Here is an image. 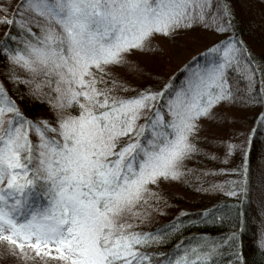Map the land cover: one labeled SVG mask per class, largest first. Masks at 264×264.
Instances as JSON below:
<instances>
[{
    "label": "snow or ice",
    "instance_id": "snow-or-ice-1",
    "mask_svg": "<svg viewBox=\"0 0 264 264\" xmlns=\"http://www.w3.org/2000/svg\"><path fill=\"white\" fill-rule=\"evenodd\" d=\"M252 2L0 3V256L11 264H218L228 248V264H247L235 223L216 236L184 231L238 213L242 228L237 203L255 195L264 204V171L253 180L247 159L264 124V46L253 50L237 16L238 5ZM194 29L216 38L166 78L130 59L163 52L153 37L176 43ZM17 90L19 102L10 94ZM29 101L46 104L49 115L21 106ZM233 107L256 109L239 143L214 132L234 122ZM217 140L225 160L241 149L242 168L198 167L199 157L220 159L201 146ZM224 172L242 174L204 179ZM172 184L235 202L195 214L180 209L161 224L155 217L175 206L165 188ZM261 237L264 257V231Z\"/></svg>",
    "mask_w": 264,
    "mask_h": 264
},
{
    "label": "trees",
    "instance_id": "trees-1",
    "mask_svg": "<svg viewBox=\"0 0 264 264\" xmlns=\"http://www.w3.org/2000/svg\"><path fill=\"white\" fill-rule=\"evenodd\" d=\"M258 2V1H257ZM252 2L254 6L253 19L248 21V18L244 16L241 6H237V16L240 19V27L245 33V39H248L253 46V50L256 52L260 51V48L264 46V40L261 39V29L264 28V4ZM16 0H9L7 5H14ZM4 26L0 25V37L3 36ZM251 32V37L248 33ZM216 37L208 32H205L201 29H194L192 32L183 33L176 37V43L166 40L162 37H153L152 44L153 46H158L163 50V52L157 51L155 53L137 51L135 52L130 59L139 63L144 69L147 70L150 74H159L160 78H166L175 72L182 63L189 59L191 56L195 55L198 51H201L204 44L207 41L215 39ZM179 53V58L174 57V52ZM121 75H125L126 78L132 82L137 83L133 76L126 75L124 69H118ZM2 72V69H0ZM3 79V76L0 75V80ZM5 87L10 89L12 85L7 81H4ZM22 88V86H20ZM10 94L13 98L17 99L19 102L21 97L20 91H10ZM26 107L27 111L34 113L39 116H48V108L46 104L32 103L28 102L27 105H21ZM230 113L234 115V122H225L218 129L222 133L215 132V135L223 140H228L229 138L237 143H239L241 137L248 135V128L253 124L254 117L256 115L255 108H246V107H233L228 109ZM242 133V136H237L236 133ZM248 132V133H247ZM205 147L208 151L216 153L219 160H208L204 157H199L202 161L198 167H208L215 169H230V168H242L243 167V158L242 151H234L227 160L224 159L225 151L223 148L225 145L221 140L215 141L210 145H201ZM241 150L240 148H237ZM248 166L251 169V174L253 180L258 176V169L262 162H264V124H257L256 129L253 133L250 147L248 148ZM242 160V165L240 161ZM194 163V162H190ZM224 165V166H223ZM228 172H224L226 174ZM218 175V176H222ZM204 178L206 180L214 182L216 177L214 175H207ZM226 178V177H225ZM191 183L194 182L191 180ZM179 191H181L186 200L179 199L176 200L173 198L170 192L167 191V195L172 200L174 207L167 209L168 215H162L155 217V221L158 223H166L173 216H175L180 209H184L189 213L195 214L199 212L204 207H210L213 203L217 201H223L222 207H227L229 203H234L235 198L227 197L223 194L217 193L215 195H202L199 197V193L189 190L179 184H177ZM255 188L256 185L253 184ZM193 192V193H191ZM183 196V195H182ZM237 208L242 211L243 227H240L239 224V213L236 217L226 218L218 223H203L197 226H189L185 228L184 236L187 237L189 234L195 233H209L213 236L218 234H226L233 230V224H236L237 229L240 231L239 240H240V249L241 255L246 258L247 264H264V257L261 255V250L258 248V240L261 238L260 235V220L262 217L261 213V202L260 200L253 195L250 199H247L243 202L237 203ZM194 218V216L192 217ZM155 227V223L153 224ZM231 259V252L228 248L224 249L223 254L218 257V264H228V261Z\"/></svg>",
    "mask_w": 264,
    "mask_h": 264
},
{
    "label": "rangeland",
    "instance_id": "rangeland-1",
    "mask_svg": "<svg viewBox=\"0 0 264 264\" xmlns=\"http://www.w3.org/2000/svg\"><path fill=\"white\" fill-rule=\"evenodd\" d=\"M254 2H257V3H260L259 0H253ZM0 3L2 4H8L9 3V0H0ZM252 4V3H251ZM241 6V10L244 14V16H246L248 18V21H250L251 19H253V13H254V6H249L247 3L243 4V5H239ZM179 53L177 51L174 52V57L175 58H179ZM253 124H254V120H253ZM253 124H251L250 128H248L249 130L252 129L253 127ZM248 130V132H249ZM215 132H219V133H222L220 135H223V132H220L219 130H215ZM247 132V133H248ZM218 136V135H217ZM245 137H247V134L246 136L244 137H241L240 139H244ZM224 151H226V148L224 147L223 148ZM236 151H241L239 149H236ZM243 154V153H242ZM242 158H243V155H242ZM240 165H242V160L240 161ZM224 166V165H223ZM261 171H264V162H262L259 166V169H258V175L261 173ZM223 174L222 176H218V175H221ZM242 173H232V172H228L226 174L224 173H218V174H215L214 176L217 178L216 181L214 182H219V181H224L226 179H229V178H236L237 176L241 175ZM226 177V178H225ZM205 181L207 182H211V181H208L206 180V178H204ZM192 181L194 182V184H199L200 181L199 180H196L195 178L192 179ZM207 185L205 184V187ZM165 188L168 190V192L171 193V195L173 196L174 199L178 200L181 199V200H186V196H184V194L179 191L181 189H179L178 185L177 184H172V185H166ZM193 193V192H191ZM183 195V196H182ZM202 196L201 194H199V197ZM188 202L187 200L185 201V203ZM261 202V201H260ZM261 213H262V217H261V220H260V235H261V232L264 231V204L261 203ZM262 238V237H261ZM260 238V239H261ZM0 264H11V261L5 259L3 256H0ZM29 264H32L31 261H29Z\"/></svg>",
    "mask_w": 264,
    "mask_h": 264
}]
</instances>
